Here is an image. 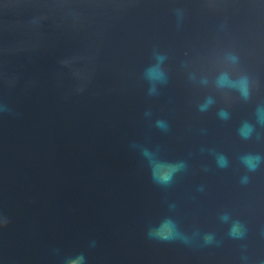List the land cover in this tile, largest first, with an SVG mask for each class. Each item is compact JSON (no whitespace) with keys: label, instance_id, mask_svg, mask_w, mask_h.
Masks as SVG:
<instances>
[{"label":"water","instance_id":"obj_1","mask_svg":"<svg viewBox=\"0 0 264 264\" xmlns=\"http://www.w3.org/2000/svg\"><path fill=\"white\" fill-rule=\"evenodd\" d=\"M258 105L264 0H0V264H264V163L239 159L264 155ZM143 148L186 166L161 186ZM165 219L180 239L149 238Z\"/></svg>","mask_w":264,"mask_h":264},{"label":"clouds","instance_id":"obj_2","mask_svg":"<svg viewBox=\"0 0 264 264\" xmlns=\"http://www.w3.org/2000/svg\"><path fill=\"white\" fill-rule=\"evenodd\" d=\"M153 58L156 63L151 64L144 73L145 79L149 82L148 95H154L157 92L156 84L167 83V75L163 68L161 67L166 60V56L158 51L153 52ZM233 61L236 57L230 56ZM201 83H207V80H202ZM217 85L219 87H235L240 93L241 97L247 101L250 98V91L248 87V78L246 76L240 77L238 81H231L227 74H221L217 78ZM215 103L212 97L205 98L204 102L198 105V110L200 112H206ZM145 115H150V113H145ZM217 115L222 120H227L230 118V114L226 109L220 108ZM256 124L264 127V105H258L255 111ZM156 126L162 129H166V124L164 121L157 120ZM256 127L253 123L249 121H243L238 128V135L243 140H249L252 138ZM259 138V137H258ZM142 155L147 159L149 167L152 173V179L155 183L161 186H168L171 184L174 175L184 168L186 165L183 162L171 163L167 161L160 160L156 157V154L147 148L142 149ZM242 165L247 169L248 172H255L262 163H264V155L245 153L239 157ZM216 163L220 168H226L229 165V160L223 153L216 154ZM243 179H246L243 178ZM221 220H227V213H223L220 216ZM6 223V222H5ZM228 235L233 239L242 238L243 232L241 231V225L239 221H236L228 230ZM149 238L159 239L164 241H171L181 238V233L177 228L176 223L171 219H165L156 228L150 229L148 232ZM214 240V235L206 234L204 237L205 243H210ZM184 242H187L184 239ZM83 254L77 255L75 257H68L66 259V264H84Z\"/></svg>","mask_w":264,"mask_h":264}]
</instances>
